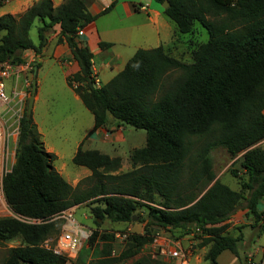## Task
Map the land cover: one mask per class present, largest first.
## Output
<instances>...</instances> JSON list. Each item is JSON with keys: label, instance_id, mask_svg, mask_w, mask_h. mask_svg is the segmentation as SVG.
Wrapping results in <instances>:
<instances>
[{"label": "trees", "instance_id": "trees-1", "mask_svg": "<svg viewBox=\"0 0 264 264\" xmlns=\"http://www.w3.org/2000/svg\"><path fill=\"white\" fill-rule=\"evenodd\" d=\"M155 1H168L164 13L179 34L191 35L185 43L192 61L175 57L162 45L139 48L121 71L100 86L93 76V53L79 40L78 31L96 18L84 0H66L58 7L52 0H38L21 15L0 16V61L19 64L25 61V50L39 53L49 30L59 25L57 42L65 41L79 64L67 83L93 114V130L113 120L116 126L146 131V144L131 151L132 168L124 172L116 173L122 166L120 156L79 146L72 160L91 174L74 187L53 166L56 156L46 150L33 116L28 117L25 109L15 162L4 182L5 195L16 212L44 222L0 217V240L19 241L1 264H67L65 255L44 246L60 233L62 220L55 216L97 196L101 199L91 208L97 225L106 219L132 223L141 219V207L146 208L149 222L143 233L130 234L117 255H112L114 233L95 229L75 264H177L142 254L156 227L173 233L169 235L175 239L181 237L177 233L195 232L197 245L208 248L204 259L219 264L224 250L239 253L240 236L227 232L226 221L242 200L255 222L261 220L264 0ZM35 19L42 22L39 44L30 37ZM196 23L208 32L206 41L195 36ZM100 46L111 43L101 41ZM177 70L178 78L158 95L166 78ZM217 147L225 148L231 158L239 156L246 173L239 190L217 178L212 155ZM85 181L93 183L83 187Z\"/></svg>", "mask_w": 264, "mask_h": 264}, {"label": "crops", "instance_id": "crops-1", "mask_svg": "<svg viewBox=\"0 0 264 264\" xmlns=\"http://www.w3.org/2000/svg\"><path fill=\"white\" fill-rule=\"evenodd\" d=\"M37 1L0 0V16L8 13L14 16L21 15ZM65 1L52 0L54 7L60 6ZM84 1L88 11L96 18L79 34V40L83 45L88 46L93 53L92 68L101 81L100 85H103L101 83L104 78L105 84L121 71L129 58L139 48L151 49L162 45L175 57L191 61L192 55L188 50L187 43H185V40L191 35L185 37L187 34L181 35L177 32L176 24L164 13V7L161 3L155 0ZM59 32L60 27L56 25L41 51L37 53L33 49H27L24 52V57L29 55L30 58L37 57L39 64H41L44 54L49 52L50 56L64 66L67 80L69 75L79 70V64L72 57L68 44L65 41L57 42ZM194 34H200L197 27ZM101 41L109 42L111 46L102 48L100 46ZM74 95L77 100H81L75 91ZM35 98L38 97L35 96ZM93 128L94 121L87 130L83 131L82 138L77 140L75 152L79 146L83 147L85 140L108 139L114 142L124 139V125L116 126L113 120H110L107 127H99L96 130ZM45 148L54 153L56 157L58 156L59 152L52 145H47ZM53 166L74 187L91 174V170L82 165L79 166L84 169L74 173L67 170L64 164L60 168L54 164ZM217 178L222 181L218 174ZM233 185L235 187L229 186L239 190L237 183H233ZM258 208L262 212L261 220L258 222H255L245 206H240L226 221L228 223L227 232L233 236H240L237 242L239 253L237 255L230 250H224L218 256L219 264H264V197L260 200ZM203 249L204 252L207 251V246H204ZM202 263V259L197 254L191 256L190 264Z\"/></svg>", "mask_w": 264, "mask_h": 264}, {"label": "rangeland", "instance_id": "rangeland-1", "mask_svg": "<svg viewBox=\"0 0 264 264\" xmlns=\"http://www.w3.org/2000/svg\"><path fill=\"white\" fill-rule=\"evenodd\" d=\"M42 22L39 19H35L31 28H30V37L35 44H39V33L38 29L41 26ZM196 27L200 34H196L198 41H206L208 39V32L205 27L200 23H196ZM52 31L49 30L48 38L51 36ZM187 34L185 37H188ZM31 59L30 55L26 56V60ZM192 61V56H191ZM32 68L28 71L23 72L25 74L28 83L24 86L23 91L25 92L24 97V108L27 107V101L29 96L32 93V79H33V70L38 62L37 57H34ZM180 75V71H174L170 74L164 81L163 90H161L158 95H161L164 89L168 88L175 79ZM37 79V90L35 96L34 105H33V120L36 123L39 132L41 133V140L45 146H53L57 150L58 156L55 157L53 164L60 168L63 164L66 166V169L70 172H76L80 169H84L82 166L75 164L72 160L76 142L83 136V131L87 130L89 126L93 124L94 116L91 111L85 107L81 100H77L74 95V89L67 83L65 77V68L58 62L55 58L49 55V52L44 54L42 62L40 64L39 70L36 75ZM105 78L101 84H104ZM21 83V82H20ZM10 82H7V91L9 89ZM124 139L121 141L111 142L108 139H98V140H85L83 143V148L85 149H98L104 153H107L111 156H120L122 158V166L116 171V173L124 172L132 168L130 162V153L133 149L142 147L146 144V131L144 129L134 128L133 126L124 125L123 130ZM18 142V139L17 141ZM15 142V143H16ZM200 141L198 144L202 143ZM15 143H12L13 150ZM264 147V140L261 142ZM17 147V145H16ZM213 155V167L216 174L220 175L222 181L229 184L232 187H235L233 183H237L239 189L241 188V183L246 177L244 169L240 165L239 156L231 158L228 152L223 147H217L212 152ZM231 170L237 171V176H234ZM233 182V183H232ZM93 181H85L83 187H87L92 184ZM101 199L100 196L94 197L88 200L86 203H82L76 207L75 216L79 222L90 225L94 230L98 229L100 232H123L132 229V233H143L144 227L149 218L147 217V210L145 207H141L139 212L140 218H137L134 222L126 223H117L112 222L108 219L101 222L100 225H97L95 222V217L92 214L91 208L98 204L97 201ZM160 197H156V202L160 201ZM155 202V205H158ZM245 200H242L241 206H244ZM5 216L0 207V217ZM154 227V226H153ZM158 230V227H156ZM168 234V233H167ZM172 235L173 233H170ZM58 235V234H57ZM57 235H53L50 238L53 239V242ZM176 235L181 236L179 239L184 246L190 245L187 235ZM199 239L196 241V244H193L194 254H197L199 258L202 259V264H209L204 259L203 247L198 246ZM19 241L14 240L10 242H5L0 240V264L4 258L8 255V250L10 247L18 245ZM52 244V243H50ZM120 240H113V249L112 255H117L121 250L124 249L120 245ZM208 249V248H207ZM113 251H115L113 253ZM142 254L151 255L150 244L144 246ZM153 257V256H152ZM91 259V255L87 256V260ZM75 260H69L67 264H75ZM125 264V263H117Z\"/></svg>", "mask_w": 264, "mask_h": 264}, {"label": "built area", "instance_id": "built-area-1", "mask_svg": "<svg viewBox=\"0 0 264 264\" xmlns=\"http://www.w3.org/2000/svg\"><path fill=\"white\" fill-rule=\"evenodd\" d=\"M82 31L83 29H80L78 34ZM33 60V57L28 60L25 58V61L19 64L0 61V207L5 217H13L26 223L38 224L44 222V220L22 215L11 207L7 201L4 187L5 178L12 171L15 162L16 141L20 133L21 118L25 112L23 85L25 86L28 83V79L25 74L23 75V72L32 68ZM93 76L96 85L100 86L101 81L94 71ZM8 81L10 86L7 91ZM12 143H15L14 150ZM76 207L78 205L69 207L55 216V218L62 220L60 233L54 242L50 237L44 242V246L52 249L57 254L65 255L69 260H74L79 255L94 231L90 225L78 221L75 216ZM132 232L131 228L123 232H116L114 233V239L116 241L120 240V245L124 247ZM188 239L190 245L184 246L180 239H175L169 233L167 234L164 229L158 228L149 243L151 255L154 258L174 260L177 264H190V258L194 254L193 244H196L198 239L195 232L189 234Z\"/></svg>", "mask_w": 264, "mask_h": 264}, {"label": "water", "instance_id": "water-1", "mask_svg": "<svg viewBox=\"0 0 264 264\" xmlns=\"http://www.w3.org/2000/svg\"><path fill=\"white\" fill-rule=\"evenodd\" d=\"M168 4H169V2L165 1L162 5L165 8V7L168 6ZM37 69H38V67L35 66V68L33 70L32 93L29 96L28 101H27L26 113H27L28 117H31L32 113H33V105H34V100H35V93H36V90H37V79H36Z\"/></svg>", "mask_w": 264, "mask_h": 264}]
</instances>
